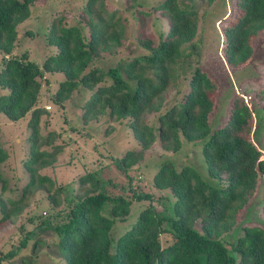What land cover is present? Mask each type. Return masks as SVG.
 Masks as SVG:
<instances>
[{"label":"trees","instance_id":"16d2710c","mask_svg":"<svg viewBox=\"0 0 264 264\" xmlns=\"http://www.w3.org/2000/svg\"><path fill=\"white\" fill-rule=\"evenodd\" d=\"M33 1L0 0V52L11 51L16 25L28 17ZM91 1L80 11L87 38L79 26L61 24L63 18L58 16L45 34L46 43L54 46L55 52L43 59L41 67L27 60L25 52L2 58L0 112L12 122L28 114L30 141L27 156L20 159L26 179L19 188L8 189L15 194L13 198L4 196L7 184L0 171V225L15 217L34 191H45L51 207L61 201L64 187H55L49 176L39 173L63 148L52 144L55 132L42 137L37 129L39 117L46 111L37 105L40 79L46 72L63 75L50 95L58 106H63L78 87L89 89L81 104L83 121L100 116L108 120L128 117L138 148L127 149L115 158L114 164L123 174L142 159L143 151L154 141L177 151L180 138L201 140L206 173L218 185L201 179L189 164L176 169L173 162L164 160L151 176V186L162 192L157 198L161 209H157L150 193L131 187L129 198L112 195L106 189L111 182L87 171L75 180L79 193L62 198L66 209L58 212L61 220L41 219L35 226L37 237L32 230L25 231L17 246L0 253V262L10 263L29 241L30 252L41 248L44 242L39 235L52 232L53 264H264V228L242 226L233 242L227 239L237 212L255 190L258 175L264 180V158L249 137L252 120L262 125L264 106L253 110L242 96L234 95L225 120L214 125V103L208 92L216 85L196 63L199 5L207 7L204 17L219 0H155L148 10L139 0H122L123 9L130 11L135 22L134 46L144 51L120 57L105 70L92 66V61L115 53L126 35V18L120 10L106 9L101 0ZM231 3L234 14L219 29L220 47L224 63L237 68L249 61L253 52L250 40L264 29V0ZM152 13L164 18L165 26L158 23L155 31L149 32L145 19ZM187 72L185 88L177 92L180 97L166 105V90ZM255 96L264 100V72ZM147 114H157L156 127L145 122L143 116ZM41 143L50 148H40ZM7 158L8 153L0 146V165ZM127 179L130 183L131 177ZM170 196L173 200L168 204ZM142 200L147 204L113 242L114 219L128 214L131 201ZM261 208L264 213V202ZM21 260L32 263L31 258Z\"/></svg>","mask_w":264,"mask_h":264},{"label":"rangeland","instance_id":"374dc122","mask_svg":"<svg viewBox=\"0 0 264 264\" xmlns=\"http://www.w3.org/2000/svg\"><path fill=\"white\" fill-rule=\"evenodd\" d=\"M101 1L106 3V9L120 10L119 12L122 11L126 18V35L121 45L116 47L115 53L103 54L92 61V66L105 70L107 67L115 65L120 57L127 54H138L144 50L134 46L135 22L130 11L123 9L125 8L123 1ZM139 1L146 10H148L147 6L155 2V0ZM87 2L88 0H34L29 6L28 17L16 25V40L11 51L8 54L0 52V65L3 57L8 55L19 57L25 52L27 60L41 67L43 59L55 52V47L46 43L45 34L51 21L58 16L63 18L61 24L79 26L84 38H87V29L83 23L84 14L81 15L80 12ZM231 2L232 0H219L216 5L211 7L209 14L204 17L202 15L207 7L204 3H200V19L194 38L198 50L197 59L195 58L197 66L216 85L213 91L208 92L210 100L214 103V125L221 124L225 120L234 95L242 96L244 102L253 110L264 106V100L255 96L256 90L261 86V75L264 72V29L250 40L253 52L245 65L231 68L224 63L221 56L219 29L234 14ZM95 6H97L96 3ZM145 22L149 32H154L160 24L162 28L165 26L164 18L156 17L154 13L146 18ZM191 58L189 59L193 62ZM185 75V78L178 77L174 85H170L166 90L164 95L166 105L172 99L180 97V91L185 88L189 73L187 72ZM44 76L40 79L37 105L46 111L39 117L37 129L42 137L50 131L55 132L56 138L53 139L52 144H60L63 148L55 156L53 163L40 169L39 173L49 176L55 187L61 186L64 187V190L59 195L61 201L56 207H51L47 203L46 192L43 190L34 191L29 195L23 209L6 224L0 225V253L17 246L27 230H32V235L37 237L39 230L35 226L41 219L48 218L50 222L60 221L58 212L66 209L62 198L79 193L75 180L87 171L96 172L102 181L111 182L112 185H108L106 189L112 195L123 194L129 198V188L131 187L136 191L150 193L151 203L157 209H161L157 198L162 192L151 186V176L164 160L173 162L176 169L183 164H189L197 171L201 179L212 186L218 185V182L206 173L200 155L201 140L188 141L180 138L181 145L177 151L167 150L158 141H154L150 147L143 151L142 159L128 168L126 175L123 174L114 164L115 158H119L127 149L138 148V142L129 127L128 117L108 120L106 116H100L83 121L80 117L81 104L87 98L89 89L78 87L65 100L63 106H58L51 100L50 95L54 92L58 82L63 79V75L60 72H46ZM178 90L179 95H177ZM156 115L147 114L143 116V119L148 125L156 127ZM27 118L28 114L24 118L12 122L0 112V146L8 153V158L0 165V171L7 184L6 190L3 192L4 196L11 198L15 194L9 192L8 189L13 186L19 188L27 175L20 164V159L26 157L29 150L30 128L26 123ZM249 137L260 151V156L264 158V115L260 126H257L252 120ZM40 148L49 149L50 145H42ZM127 176L131 177L130 183H128ZM256 182L254 192L237 212L235 224L227 234V239L230 242H233L241 233L242 226L256 225L264 228V213L261 208L264 202V180L261 174L258 175ZM172 200L173 197L170 196L167 203L171 204ZM146 204L147 202L144 200L131 201L128 214L122 219H114L111 226L113 242L124 230L129 228L138 211ZM39 236L44 242L41 248L30 252L31 241H29L27 247L20 249L10 263L2 261L0 264H25L21 258L24 260L31 258L32 263L30 264H53L55 253L52 250L51 242L55 238L52 232H43ZM160 238L163 240V237Z\"/></svg>","mask_w":264,"mask_h":264}]
</instances>
